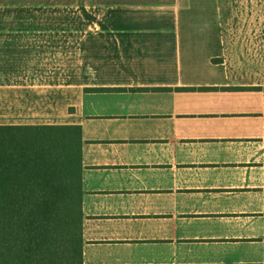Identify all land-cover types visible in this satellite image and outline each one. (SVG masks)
I'll return each instance as SVG.
<instances>
[{
	"label": "crops",
	"instance_id": "0c3cea01",
	"mask_svg": "<svg viewBox=\"0 0 264 264\" xmlns=\"http://www.w3.org/2000/svg\"><path fill=\"white\" fill-rule=\"evenodd\" d=\"M263 11L0 0V124L79 126L81 264H264Z\"/></svg>",
	"mask_w": 264,
	"mask_h": 264
},
{
	"label": "trees",
	"instance_id": "16d2710c",
	"mask_svg": "<svg viewBox=\"0 0 264 264\" xmlns=\"http://www.w3.org/2000/svg\"><path fill=\"white\" fill-rule=\"evenodd\" d=\"M77 125L0 124V264H81Z\"/></svg>",
	"mask_w": 264,
	"mask_h": 264
},
{
	"label": "rangeland",
	"instance_id": "374dc122",
	"mask_svg": "<svg viewBox=\"0 0 264 264\" xmlns=\"http://www.w3.org/2000/svg\"><path fill=\"white\" fill-rule=\"evenodd\" d=\"M238 2L240 3H259V4H262L264 6V0H237ZM264 12V11H263Z\"/></svg>",
	"mask_w": 264,
	"mask_h": 264
}]
</instances>
